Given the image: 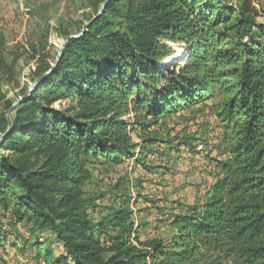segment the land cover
<instances>
[{"label":"trees","instance_id":"trees-1","mask_svg":"<svg viewBox=\"0 0 264 264\" xmlns=\"http://www.w3.org/2000/svg\"><path fill=\"white\" fill-rule=\"evenodd\" d=\"M197 2L143 0L124 16L123 32L96 33L104 23L103 13L96 16L12 108L0 142L12 154H0V203L51 233L49 246L33 244L44 247L48 264H264V24L249 6L213 18ZM177 48L188 51L186 61L166 77L160 63ZM31 54L40 62L49 56L34 46ZM210 86L225 94L220 115L235 140L201 209L175 217L176 238L142 241L125 202L91 218L92 200L81 191L88 157L129 154L130 131L207 97ZM58 97L75 102L68 109L42 104ZM130 111L131 123L124 119ZM110 231V254L102 258L99 236Z\"/></svg>","mask_w":264,"mask_h":264},{"label":"rangeland","instance_id":"rangeland-1","mask_svg":"<svg viewBox=\"0 0 264 264\" xmlns=\"http://www.w3.org/2000/svg\"><path fill=\"white\" fill-rule=\"evenodd\" d=\"M141 1L0 0V35L5 43L0 50L6 62V68L0 70V138L11 129L12 108L22 101L18 100L33 81L49 70L70 36H80L102 13L104 23L96 33L123 32L124 16ZM197 1L204 10L206 6L214 10L213 18L217 10L249 6L256 11L255 20L264 24V0ZM31 46L49 52L45 62L32 56ZM173 55L179 58L168 61L170 56L159 68L166 77L186 61L188 51L177 48ZM207 91V97L179 107L146 130L136 126L129 133V154L88 157L89 177L81 191L92 200L88 209L91 218L98 219L105 210L125 202L142 241L156 239L169 244L176 238L175 217L201 209L211 185L221 177V165L230 158L235 140L232 124L220 115L225 94L214 86ZM40 95L38 91L33 96ZM74 102L70 97L42 100L55 109H68ZM124 119L133 121L131 111ZM0 154L12 155L5 146L0 147ZM9 206L5 210L0 203V264H48L51 259L44 257V247L36 251L33 244L49 246L51 233L26 217L18 220L11 203ZM110 234L112 231L99 236L102 258L110 254Z\"/></svg>","mask_w":264,"mask_h":264},{"label":"water","instance_id":"water-1","mask_svg":"<svg viewBox=\"0 0 264 264\" xmlns=\"http://www.w3.org/2000/svg\"><path fill=\"white\" fill-rule=\"evenodd\" d=\"M85 27H86V25H84L83 30L85 29ZM83 30H82V31H83ZM82 31H81V32H82ZM72 37H78V35L70 36V38H72ZM62 51H63V50H62V48H61L60 53L58 54L57 58L54 60L52 66L49 68V70H47V71L44 72L42 75H40L38 78H36V79L33 81V83L31 84L30 88L24 93V95H23L18 101H21V100L27 98V97L30 95V93L33 91V89H34V88H35L40 82H42V81H43V80H44L49 74H51V73L54 71V69L56 68V65H57L58 59H59V57H60ZM173 57H174V55L172 56V58H173ZM173 59H176V58H173ZM160 64H162V62H161ZM3 138H4V136H2V138H0V140H2Z\"/></svg>","mask_w":264,"mask_h":264}]
</instances>
